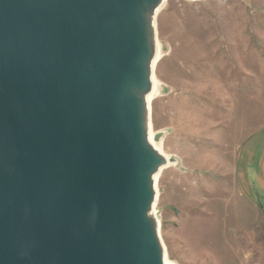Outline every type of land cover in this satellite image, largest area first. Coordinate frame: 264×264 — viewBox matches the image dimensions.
Here are the masks:
<instances>
[{"label": "water", "instance_id": "1", "mask_svg": "<svg viewBox=\"0 0 264 264\" xmlns=\"http://www.w3.org/2000/svg\"><path fill=\"white\" fill-rule=\"evenodd\" d=\"M155 1L0 0V264H163L137 95Z\"/></svg>", "mask_w": 264, "mask_h": 264}, {"label": "rangeland", "instance_id": "2", "mask_svg": "<svg viewBox=\"0 0 264 264\" xmlns=\"http://www.w3.org/2000/svg\"><path fill=\"white\" fill-rule=\"evenodd\" d=\"M156 34L151 127L176 163L157 181L166 257L264 264V209L238 194L233 172L264 127V0H166Z\"/></svg>", "mask_w": 264, "mask_h": 264}, {"label": "bare ground", "instance_id": "3", "mask_svg": "<svg viewBox=\"0 0 264 264\" xmlns=\"http://www.w3.org/2000/svg\"><path fill=\"white\" fill-rule=\"evenodd\" d=\"M190 1H195V0H190ZM165 2L166 0H156L154 3L148 5L144 12V17L148 26V34H150V44H151L152 53L147 61V68L149 70L148 85L144 90L137 93L139 99L142 102V107H143L142 109H143V120H144V128H145V133H144L145 142L152 150L158 153L161 158L160 163L150 173V180L153 183L154 193L156 198L154 199V202L151 205L149 215L158 224L159 221L155 210L157 197H158V190H157L158 177L165 168L169 167L170 165L173 166L176 165L175 160L171 156H167L162 152L161 139L155 138L156 134L158 133L152 131L151 120H150L151 101L158 94L159 91V83L155 79V75H154L155 66L159 60V55H160L159 44L156 34V18L159 11L163 8ZM162 262L163 264H175L167 259L166 252L162 254Z\"/></svg>", "mask_w": 264, "mask_h": 264}, {"label": "crops", "instance_id": "4", "mask_svg": "<svg viewBox=\"0 0 264 264\" xmlns=\"http://www.w3.org/2000/svg\"><path fill=\"white\" fill-rule=\"evenodd\" d=\"M239 148L233 167L236 190L264 209V127L246 137Z\"/></svg>", "mask_w": 264, "mask_h": 264}]
</instances>
